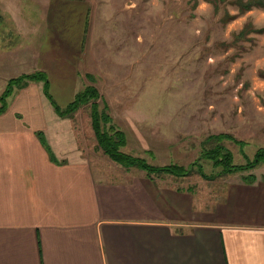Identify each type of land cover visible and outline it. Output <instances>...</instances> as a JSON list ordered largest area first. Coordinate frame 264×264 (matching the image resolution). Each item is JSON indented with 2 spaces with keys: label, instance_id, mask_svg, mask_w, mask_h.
<instances>
[{
  "label": "crops",
  "instance_id": "1",
  "mask_svg": "<svg viewBox=\"0 0 264 264\" xmlns=\"http://www.w3.org/2000/svg\"><path fill=\"white\" fill-rule=\"evenodd\" d=\"M12 1L0 0V57L30 48L20 39L28 32L22 23L16 43L2 25L20 14ZM30 7L42 18L30 49L33 72L46 74L49 94L64 108L84 87L86 6L33 0ZM54 94L70 101L62 107ZM57 117L40 82L14 90L0 113V264H264V173L253 183L228 182L205 203L131 169L95 168L80 147L57 153L55 129L70 133L74 122Z\"/></svg>",
  "mask_w": 264,
  "mask_h": 264
},
{
  "label": "rangeland",
  "instance_id": "2",
  "mask_svg": "<svg viewBox=\"0 0 264 264\" xmlns=\"http://www.w3.org/2000/svg\"><path fill=\"white\" fill-rule=\"evenodd\" d=\"M30 1H12L20 14L1 21L14 43L22 23L28 32L20 39L30 42V48L0 57V94L6 75L34 71L30 49L41 35L42 18L30 9ZM71 1L87 9L78 89L97 88L100 110L105 106L112 124L125 134V153L187 171L184 177L154 174L155 181L191 190L206 203L228 182L264 173V163H259L253 170L219 176L220 168L197 159L206 139L218 134L245 142L243 148L229 140L222 143L237 165L264 150V0L257 5L254 0ZM17 59L25 64H16ZM54 97L62 107L70 101ZM69 118L74 119L72 132L55 129L57 153L69 154L77 146L95 168L120 167L97 148L89 104ZM131 173L145 174L136 168Z\"/></svg>",
  "mask_w": 264,
  "mask_h": 264
},
{
  "label": "trees",
  "instance_id": "3",
  "mask_svg": "<svg viewBox=\"0 0 264 264\" xmlns=\"http://www.w3.org/2000/svg\"><path fill=\"white\" fill-rule=\"evenodd\" d=\"M258 1L254 0L253 4L257 5ZM261 2H259L260 4ZM252 4V5H253ZM249 3V8L252 7ZM244 7V6H243ZM247 8V7H246ZM88 80L92 78L87 76ZM28 82H40L45 97L50 101L55 114L59 118H69L76 113L80 108L89 104L90 106V125L96 140L97 148L105 155L110 161L116 163L120 167L130 170L136 168L145 173L149 179H153L154 174H166L173 177H184L187 175L185 167L177 164H168L164 166H155L149 164L141 157H135L125 153L122 149L126 144V138L123 131L116 128L112 124V119L106 107L102 110L99 108L98 99L101 100L100 94L96 87L92 85H85L79 92H77L73 100L64 108H60L52 99L48 91V79L44 72L36 71L31 74H24L16 78H12L7 82L4 91L0 94V113H3L7 108V99L14 90L27 84ZM41 142L45 146L49 157L54 160V156L47 145L42 134L38 133ZM224 140H229L240 148H243L245 142L236 140L228 134H218L209 136L206 139V144L202 147L198 160L209 161L216 168H220V172L216 175L225 176L234 174L236 172H246L253 170L259 165L264 163V150L258 149L253 159L246 162L245 165H237L233 162V154L222 143ZM207 144L210 146H207ZM209 180H213L214 176H207ZM256 177L253 173L242 176L241 180L245 183H253Z\"/></svg>",
  "mask_w": 264,
  "mask_h": 264
}]
</instances>
